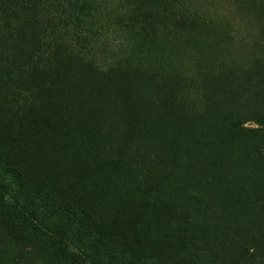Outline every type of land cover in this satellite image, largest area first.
<instances>
[{
    "label": "rangeland",
    "instance_id": "1",
    "mask_svg": "<svg viewBox=\"0 0 264 264\" xmlns=\"http://www.w3.org/2000/svg\"><path fill=\"white\" fill-rule=\"evenodd\" d=\"M108 53L134 92L128 127L88 102ZM0 136L33 174L78 183L149 264H264V0H0ZM13 184L0 172L10 202ZM64 226L69 262L90 246ZM0 264L60 263L0 218Z\"/></svg>",
    "mask_w": 264,
    "mask_h": 264
},
{
    "label": "trees",
    "instance_id": "2",
    "mask_svg": "<svg viewBox=\"0 0 264 264\" xmlns=\"http://www.w3.org/2000/svg\"><path fill=\"white\" fill-rule=\"evenodd\" d=\"M66 27L77 37L86 38L72 30L73 22L69 21ZM112 56L108 53L105 60L91 63L88 80L94 86L88 102H105L120 118L127 119L128 127L135 122L125 105L133 103L134 92L126 85L121 62ZM26 151L19 137L0 136V172L14 179L13 188L18 195L15 202H10L0 194V218L11 233L38 237L60 264H101L99 258H106L110 264H149L151 253L144 240L114 232L103 234L99 219L75 199L78 183L69 184L54 171L33 174L25 163ZM61 223L67 232L89 241V249L82 254L72 253L69 262L63 259L66 249L55 235Z\"/></svg>",
    "mask_w": 264,
    "mask_h": 264
}]
</instances>
